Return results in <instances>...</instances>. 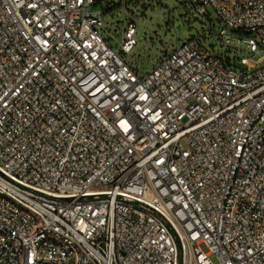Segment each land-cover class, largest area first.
I'll use <instances>...</instances> for the list:
<instances>
[{
    "label": "built area",
    "instance_id": "built-area-1",
    "mask_svg": "<svg viewBox=\"0 0 264 264\" xmlns=\"http://www.w3.org/2000/svg\"><path fill=\"white\" fill-rule=\"evenodd\" d=\"M187 2L244 66L193 37L141 74L126 0H0V264H264V0Z\"/></svg>",
    "mask_w": 264,
    "mask_h": 264
},
{
    "label": "rangeland",
    "instance_id": "rangeland-1",
    "mask_svg": "<svg viewBox=\"0 0 264 264\" xmlns=\"http://www.w3.org/2000/svg\"><path fill=\"white\" fill-rule=\"evenodd\" d=\"M131 2L126 0V8L136 17L137 45L129 56L122 54L119 50L127 19V12L123 8L116 6L111 11L103 12L102 36L109 41L123 61L138 73L146 74L154 67L157 53L168 52L193 37L205 38L209 52L212 53L214 50L224 58H228L231 66H244L242 61L252 57L244 52L243 47L235 40L230 45L231 49L220 46L210 27L195 14L187 0H132ZM97 9H100V6ZM206 11L211 25L218 30L213 20L212 9L206 7ZM229 33L233 34L232 31ZM261 67L262 65L254 66L248 71ZM210 260L213 264H217L215 257H210Z\"/></svg>",
    "mask_w": 264,
    "mask_h": 264
}]
</instances>
